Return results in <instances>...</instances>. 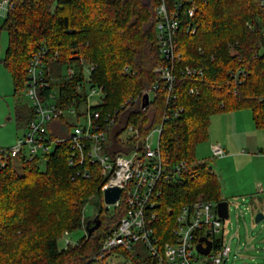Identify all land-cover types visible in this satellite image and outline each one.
Returning <instances> with one entry per match:
<instances>
[{"label": "trees", "instance_id": "16d2710c", "mask_svg": "<svg viewBox=\"0 0 264 264\" xmlns=\"http://www.w3.org/2000/svg\"><path fill=\"white\" fill-rule=\"evenodd\" d=\"M11 1L13 7L3 23L8 44L0 61L9 71L15 91L24 86L29 57L45 44L52 53L53 75L58 76L70 64L80 72L82 60L93 65L92 81L101 86L105 97L99 109L110 114L116 134L133 125L144 137L162 123V161L187 163L181 182L167 186L160 199V219L155 225L163 239L184 204L199 195L224 200L212 166L195 159V147L207 140L210 117L216 113L250 109L255 128L264 127V51L259 52L264 7L259 0H195L196 11L190 19L195 32H186L189 20L185 15L176 36L180 59L173 65L176 81L170 102L182 110L167 121L162 117L173 103L168 102L157 72L166 64L155 36V7L160 0ZM231 45L236 54L230 53ZM186 67L202 73L188 75ZM238 68L245 70L241 83H235L229 74ZM75 78L53 83L60 96L62 91L66 99L74 96ZM153 84L159 87L142 107L143 92ZM190 88L196 93L190 94ZM16 113L21 114L18 108ZM31 115L29 109L28 117ZM61 124H51L52 137L66 134L67 124L60 128ZM109 148L114 153L122 150L113 139ZM84 168L90 171L88 178L76 175V169L69 166L66 142L46 157L43 169L38 159L8 160L0 166V264H97L102 241L118 225L123 212L114 209L113 215L106 216L107 209L101 206L106 177L88 159L79 166L80 172ZM93 197L92 202H98V228L59 250L57 239L81 227L84 205ZM124 253L129 264H155L148 256L133 258Z\"/></svg>", "mask_w": 264, "mask_h": 264}, {"label": "built area", "instance_id": "2783aa9c", "mask_svg": "<svg viewBox=\"0 0 264 264\" xmlns=\"http://www.w3.org/2000/svg\"><path fill=\"white\" fill-rule=\"evenodd\" d=\"M259 3L264 7V0H259ZM12 7L11 0H0V15L7 14ZM195 11V0H160L155 7L158 52L166 62L157 72L168 92L167 100L170 104L173 103L170 102V94L174 93L176 81L173 65L180 59L176 36L185 15L189 20L185 26L186 32H195L196 25L190 20ZM262 51L264 29L259 47V52ZM51 55L49 47L41 44L28 59L22 89L32 115L23 136L17 139L15 145L0 149V166H5L8 160L15 159H38L44 164L46 157L53 153L59 144L66 142L68 164L76 169V175L81 174L86 178L90 176L88 169L84 168L82 172L79 169L88 159L95 163L101 174L106 177V182L101 187L102 200L106 188L119 187V197L111 205L123 213L118 225L102 241L95 260L97 264H120L112 259V253L119 252L121 256L124 251L130 253L137 242L141 243L155 264H225L230 253V244L225 243L223 239V219L217 213V202L214 200L200 197L184 204L175 217V224L168 237L163 239L164 237L157 233L155 224L160 219L159 204L164 190L167 186L181 182L187 166L185 161L172 165L162 161L159 151L162 123L151 128L144 137L139 135L138 129L133 125H127L116 134L110 114L99 109L102 104L92 106L89 103V98L94 93L100 92L104 95L101 86L92 81L93 65L82 60L80 72L70 64L62 67L57 76L52 74ZM53 55L57 56V52ZM196 72L202 73L200 69L185 68L188 75ZM229 74L235 83H241L245 70L231 69ZM74 77V96L66 99L64 91L60 96V90L53 83L58 79L67 81ZM158 87V84H153L143 95L147 93L150 101L151 94ZM189 93L194 94L196 90L190 88ZM129 101L130 99L125 103ZM174 104L167 106L163 121L174 119L181 112L182 108ZM55 121L67 124L65 135L51 136L50 126ZM62 124L60 128L65 127ZM155 135L157 140L154 146ZM111 139L120 144L121 151L114 153L115 150L109 148ZM211 154L212 158H219L224 156V150L220 144H212ZM75 176H72V179ZM205 240L211 243L206 255L196 248L198 243L206 247Z\"/></svg>", "mask_w": 264, "mask_h": 264}, {"label": "rangeland", "instance_id": "374dc122", "mask_svg": "<svg viewBox=\"0 0 264 264\" xmlns=\"http://www.w3.org/2000/svg\"><path fill=\"white\" fill-rule=\"evenodd\" d=\"M5 15H0V60L4 57V53L8 44L6 31L3 29ZM201 49V48H199ZM230 53L236 54L237 50L231 45ZM153 95L151 94V97ZM104 95L100 92L94 93L89 98V103L92 106L102 104ZM16 108L20 113L16 115ZM224 113L220 112L213 114L210 117V128L215 129L217 135H221L226 118L222 117ZM240 113L248 115V121H240L239 118L233 121L234 132L230 134L227 131V137L238 136L243 140L245 129L254 131L252 141H240L231 146L233 150L240 153L254 151L256 155L263 156H244V155H226L225 158H212L211 145L209 140L203 141L195 147V159L197 161H208L212 170L222 172L227 178L228 188L222 192V198L228 203V218L223 220L222 235L225 243L230 244V253L225 264H264V219L256 223L254 217L256 213L264 214V127L255 128L254 122L251 120L250 109H242ZM29 103L24 95L23 89L15 91L12 77L0 61V149L9 148L15 145L17 139L23 136L26 125L29 120ZM251 133V132H250ZM243 135V136H242ZM250 137V136H249ZM156 135L154 136L153 145H156ZM249 142V143H248ZM218 143V142H217ZM216 144V143H213ZM220 144V143H218ZM257 146V147H256ZM229 150V149H228ZM227 152V151H226ZM230 152V151H229ZM230 156V157H229ZM41 169L44 164L40 163ZM261 181L263 188L260 192L256 191L254 181ZM232 188V189H231ZM199 195L197 198H200ZM93 199H90L84 205L83 224L80 228L65 232L57 239L59 250L64 249L68 244L72 245L78 239L86 235L84 230L86 220H92L97 214V206ZM101 206L104 208L105 203L102 200ZM114 213L112 205L108 206L105 211L106 216H111ZM136 254L142 257H147L148 253L144 251L141 243H135L132 247L130 255L136 258ZM112 259L120 264H129L130 259L126 253L122 252V256L117 253H112Z\"/></svg>", "mask_w": 264, "mask_h": 264}, {"label": "crops", "instance_id": "0c3cea01", "mask_svg": "<svg viewBox=\"0 0 264 264\" xmlns=\"http://www.w3.org/2000/svg\"><path fill=\"white\" fill-rule=\"evenodd\" d=\"M241 110L242 109L235 110V111H230V112L224 113V115H222V117H225L226 118V123H224V126L222 127L223 130H222V133H221L220 136L217 135L218 133L215 132L214 127L213 128H210V126L208 127V138H207V140H209L210 145H212L213 143H217V142L220 143V145L222 146V148L224 150V156H222L221 158H225V156L226 155H229V154L230 155H244V156H250V155H253V156H263V155H256V153L254 151L240 153L237 150H233V147L231 146L232 144H234V141H236V143H238L240 141H244L245 139H247V141H250L251 142L252 141L251 140L252 139V136L255 135V133H253L254 131H250V130L247 131L245 129V131L243 133V135L245 136V138H243V140H241L239 138L240 137V134L238 136L232 137L230 139L227 137V134H226L227 131H228V133L230 132V134L234 132L233 121H235V119H238L239 118L240 121H243V119H245V121H248V117H247L248 115H246L245 113H243V114L240 113ZM16 115H17V113H16ZM212 117H213V115L211 116V118ZM241 117H243V119H241ZM251 120L253 122L252 117H251ZM209 125H210V123H209ZM210 151H211V149H210ZM213 172L216 174V176H217V178H218V180L220 182L221 191L224 192V191H226V189H229L228 188V185L229 184L227 182V178L225 176H223L222 172H220V173L219 172H216V171H213ZM253 185H255V187H256L255 189H258V190H256L258 192H260L262 190V188H263L262 182L261 181H258V180L254 181L253 182Z\"/></svg>", "mask_w": 264, "mask_h": 264}, {"label": "water", "instance_id": "95a60500", "mask_svg": "<svg viewBox=\"0 0 264 264\" xmlns=\"http://www.w3.org/2000/svg\"><path fill=\"white\" fill-rule=\"evenodd\" d=\"M149 102V96L147 93L143 95V102H142V107H145ZM120 194V189L117 186H112L108 187L104 190L103 192V201L105 203V208L108 209V206L115 203L116 200L118 199ZM95 205L98 204V202H94ZM217 213L218 215L224 220L228 218V203L225 200H221L217 202ZM264 219V214L262 212L256 213L254 217V221L258 223ZM100 224V219L98 215L96 214L95 217L92 220H88L86 222V225L84 227V230L86 231V234L89 235L91 234L96 228H98ZM206 242V247H202L201 243H198L196 248L197 250L206 255L211 247V243L208 240H205Z\"/></svg>", "mask_w": 264, "mask_h": 264}]
</instances>
